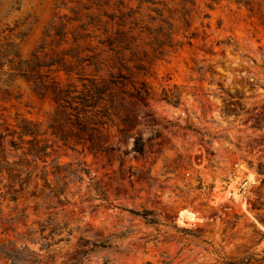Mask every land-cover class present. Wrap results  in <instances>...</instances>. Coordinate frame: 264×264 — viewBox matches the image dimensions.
<instances>
[{"label":"rangeland","instance_id":"374dc122","mask_svg":"<svg viewBox=\"0 0 264 264\" xmlns=\"http://www.w3.org/2000/svg\"><path fill=\"white\" fill-rule=\"evenodd\" d=\"M80 76L116 83L112 152L52 136L53 91ZM1 115L42 124L48 164L88 172L0 175L16 264L264 257V0H0Z\"/></svg>","mask_w":264,"mask_h":264},{"label":"trees","instance_id":"16d2710c","mask_svg":"<svg viewBox=\"0 0 264 264\" xmlns=\"http://www.w3.org/2000/svg\"><path fill=\"white\" fill-rule=\"evenodd\" d=\"M112 45V41L109 42ZM81 86L69 83L65 87L54 89V98L61 115L66 118V124H60L62 131H54L52 136L64 145L73 144L81 147L83 151L93 153H107L113 149L104 147V131H109L115 123L113 113L115 109L113 80L108 82L97 78L80 76ZM69 126V127H68ZM48 132L43 130L42 124L17 118L15 123H10L2 115L0 116V175H4L10 182L25 181L30 179L43 163L42 177L47 183L48 167L53 166L52 174L57 176L63 171L69 175L78 176L80 173H88L84 169L71 171L69 167H61L53 161L48 164L52 157L53 144L47 139ZM138 145V144H137ZM139 152L142 149L138 145ZM15 159L11 161L10 159ZM33 167V169H31ZM26 175V178H23ZM81 181V179H79ZM57 181L59 179L57 178ZM63 191L57 193L60 197ZM149 216L154 217L153 214ZM264 222V219H263ZM151 224H157L150 221ZM259 255L246 256L231 264H264V257ZM0 259L11 261L16 264L15 252L0 248Z\"/></svg>","mask_w":264,"mask_h":264},{"label":"bare ground","instance_id":"6f19581e","mask_svg":"<svg viewBox=\"0 0 264 264\" xmlns=\"http://www.w3.org/2000/svg\"><path fill=\"white\" fill-rule=\"evenodd\" d=\"M250 180H252V177H250ZM234 197L236 199H239L240 198V196L238 194H234ZM194 221H195V216L193 214H191V213H188V212L181 213V215L179 217V223L182 226H189L190 223L191 222L193 223Z\"/></svg>","mask_w":264,"mask_h":264}]
</instances>
